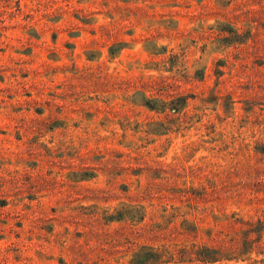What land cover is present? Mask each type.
<instances>
[{
  "label": "rangeland",
  "instance_id": "rangeland-1",
  "mask_svg": "<svg viewBox=\"0 0 264 264\" xmlns=\"http://www.w3.org/2000/svg\"><path fill=\"white\" fill-rule=\"evenodd\" d=\"M0 264H264V0H0Z\"/></svg>",
  "mask_w": 264,
  "mask_h": 264
}]
</instances>
